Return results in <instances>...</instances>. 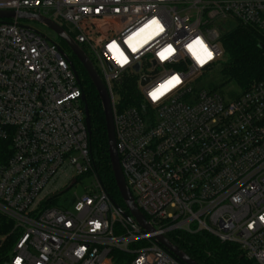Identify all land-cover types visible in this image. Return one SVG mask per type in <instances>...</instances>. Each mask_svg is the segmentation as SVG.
Instances as JSON below:
<instances>
[{
  "label": "built area",
  "instance_id": "1",
  "mask_svg": "<svg viewBox=\"0 0 264 264\" xmlns=\"http://www.w3.org/2000/svg\"><path fill=\"white\" fill-rule=\"evenodd\" d=\"M0 11L50 19L87 51L111 101L125 182L153 228L118 207L97 175L70 56L4 20L0 216L17 236L6 264H183L158 241L173 231L206 233L264 264V82L234 98L202 83L223 57L224 32L251 27L264 38V0H0ZM173 76L180 82L154 100ZM129 77L134 105L120 97ZM62 176L67 190L85 176L95 184L69 207L51 206Z\"/></svg>",
  "mask_w": 264,
  "mask_h": 264
},
{
  "label": "trees",
  "instance_id": "2",
  "mask_svg": "<svg viewBox=\"0 0 264 264\" xmlns=\"http://www.w3.org/2000/svg\"><path fill=\"white\" fill-rule=\"evenodd\" d=\"M66 30L68 32V29ZM220 41L223 57L217 65L219 66V83L235 84L239 93L242 94L256 84L264 82V38L256 29L234 26L222 34ZM61 42V47L65 46L69 49L62 40ZM260 45H263V48H260ZM84 51L87 54L85 49ZM70 60L78 74L85 104L89 110L91 124L89 143L97 175L113 202L128 213L117 189L111 168L107 128L100 98L80 62L73 55L70 56ZM209 88L212 91H218V82H211ZM136 92L137 78H127L122 83L120 92L125 105L135 104ZM240 94L235 93L230 97L234 98ZM13 227L12 221L0 216V236L7 237L0 247V264L7 263L15 245L17 236L13 232ZM166 238L197 264H255L244 256L238 246L221 243L206 233L173 231L168 233Z\"/></svg>",
  "mask_w": 264,
  "mask_h": 264
},
{
  "label": "water",
  "instance_id": "3",
  "mask_svg": "<svg viewBox=\"0 0 264 264\" xmlns=\"http://www.w3.org/2000/svg\"><path fill=\"white\" fill-rule=\"evenodd\" d=\"M33 20L46 27H48L57 37H59L69 48L72 55L80 62L87 75L89 76L93 86L95 87L98 96L100 98L104 119L107 128V137H108V146H109V157L113 176L115 183L121 199L124 202V205L130 214V216L144 229L147 231H153V228L148 224L144 215L140 212L136 206L133 196L125 182L123 171L121 168L119 155L116 147V138H115V128L113 121V112L111 101L107 92L106 87L102 83L97 71L94 68V65L85 51L71 38V36L60 26L52 22L50 19L44 18L40 15H32L29 13H16L14 11H0V21L4 20ZM260 48H263V45H260ZM65 55V54H64ZM71 68L75 71L72 62L70 61ZM136 72H139V66L136 67ZM148 82L147 79L142 81V85H145ZM85 103V98L83 97ZM85 124L87 127L88 134L91 133V124L89 117V110L85 104ZM159 243L164 247V249L170 253L176 260L180 261L183 264H197L193 259L187 256L184 252L179 250L175 245H173L166 237L161 236L158 238Z\"/></svg>",
  "mask_w": 264,
  "mask_h": 264
},
{
  "label": "rangeland",
  "instance_id": "4",
  "mask_svg": "<svg viewBox=\"0 0 264 264\" xmlns=\"http://www.w3.org/2000/svg\"><path fill=\"white\" fill-rule=\"evenodd\" d=\"M20 24L32 29H35L39 31L40 33L44 34L47 36L48 39H51L59 44H61V39L55 35L48 27L33 21V20H19ZM63 47V46H62ZM66 47L64 46L63 49L66 51V53L71 56L72 53L69 49H65ZM219 66L213 69L212 73H209L202 79L203 84H210L211 82H218V92L223 94V95H235L240 94L239 89L235 84L232 83H219L220 81V75L218 72ZM232 98V97H231ZM69 184V179L66 176H62L58 179L56 184L54 185L53 189L59 192H63L60 196L57 198L53 199L50 203L51 206H63V207H69L68 204H66L65 200L67 202L69 199H71L74 195L81 196L87 191L91 190L94 187L95 184V179L91 176H85L80 179H78V182L70 189H66V187ZM67 190V191H66ZM7 237L6 236H0V247L4 244L6 241Z\"/></svg>",
  "mask_w": 264,
  "mask_h": 264
},
{
  "label": "snow or ice",
  "instance_id": "5",
  "mask_svg": "<svg viewBox=\"0 0 264 264\" xmlns=\"http://www.w3.org/2000/svg\"><path fill=\"white\" fill-rule=\"evenodd\" d=\"M155 23V22H154ZM162 30V29H161ZM197 45H202V42L200 40H197L194 42ZM189 47H192V45H190ZM172 52L171 48L165 49L164 52L161 53V58L164 59L166 58V55H170ZM205 52L207 53V59H211V52H208L207 49H205ZM201 63H204V60L200 61ZM180 82L179 77L173 76L166 85L162 86L161 89H157L156 91L152 92L150 95L152 96V98L158 99L160 95H163L165 91L168 90L169 87L171 86H175V84H178Z\"/></svg>",
  "mask_w": 264,
  "mask_h": 264
}]
</instances>
